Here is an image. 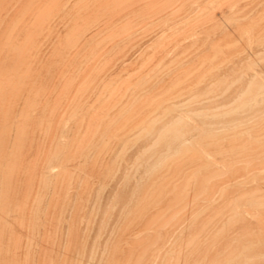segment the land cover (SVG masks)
<instances>
[{"label":"bare ground","instance_id":"1","mask_svg":"<svg viewBox=\"0 0 264 264\" xmlns=\"http://www.w3.org/2000/svg\"><path fill=\"white\" fill-rule=\"evenodd\" d=\"M0 264H264V0H0Z\"/></svg>","mask_w":264,"mask_h":264}]
</instances>
